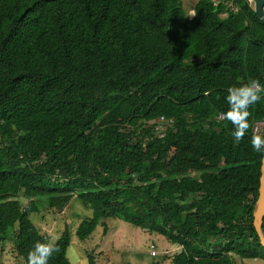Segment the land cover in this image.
Wrapping results in <instances>:
<instances>
[{
    "label": "trees",
    "instance_id": "16d2710c",
    "mask_svg": "<svg viewBox=\"0 0 264 264\" xmlns=\"http://www.w3.org/2000/svg\"><path fill=\"white\" fill-rule=\"evenodd\" d=\"M253 79L264 23L249 0H199L192 18L182 0H0V244L12 234L28 264L51 245L31 214L77 196L93 211L79 241L115 219L178 246L173 264L264 259V99L240 141L225 117L228 89ZM71 243L66 228L47 264H71Z\"/></svg>",
    "mask_w": 264,
    "mask_h": 264
},
{
    "label": "rangeland",
    "instance_id": "374dc122",
    "mask_svg": "<svg viewBox=\"0 0 264 264\" xmlns=\"http://www.w3.org/2000/svg\"><path fill=\"white\" fill-rule=\"evenodd\" d=\"M199 0H182V8L189 18L194 16V8ZM215 3L225 0H213ZM231 6V2H227ZM254 3L252 2V5ZM226 16V15H223ZM107 116L101 120L106 122ZM169 122L158 124L157 134L163 136ZM256 133L264 132V122L255 124ZM222 163L221 156H218ZM25 208L29 200L20 198ZM92 209L77 196L62 210L44 206L40 212L31 214V220L42 234L49 237L52 245L66 228L72 232V243L67 256L71 264H173V257L180 251L178 246L167 241L162 235L134 227L122 220H105L86 241H79L75 232L80 223L92 216ZM264 254V252H263ZM235 264H264V259H241L235 257ZM0 264H25L15 251L14 237L8 235L0 244Z\"/></svg>",
    "mask_w": 264,
    "mask_h": 264
},
{
    "label": "clouds",
    "instance_id": "9594fccd",
    "mask_svg": "<svg viewBox=\"0 0 264 264\" xmlns=\"http://www.w3.org/2000/svg\"><path fill=\"white\" fill-rule=\"evenodd\" d=\"M252 7L254 8L255 5L253 4ZM262 94H264V85H261L255 79L239 87L228 89L226 101L229 110L225 113V117L233 125L232 136L235 141H240L245 136L250 127L248 121L250 112L248 109L251 105L264 99ZM251 146L257 152H264V133L252 135ZM54 250L47 243L37 242L28 254V264H47L48 258Z\"/></svg>",
    "mask_w": 264,
    "mask_h": 264
},
{
    "label": "water",
    "instance_id": "95a60500",
    "mask_svg": "<svg viewBox=\"0 0 264 264\" xmlns=\"http://www.w3.org/2000/svg\"><path fill=\"white\" fill-rule=\"evenodd\" d=\"M254 10L256 15L264 23V0H254ZM253 226L260 240V245L264 248V154L261 164V177L258 189V198L253 212Z\"/></svg>",
    "mask_w": 264,
    "mask_h": 264
},
{
    "label": "built area",
    "instance_id": "2783aa9c",
    "mask_svg": "<svg viewBox=\"0 0 264 264\" xmlns=\"http://www.w3.org/2000/svg\"><path fill=\"white\" fill-rule=\"evenodd\" d=\"M249 2H250V4H252V2H254V0H249ZM221 118H224V116L222 115ZM160 121H161V122H164V121H165V118H161V119L158 121L159 124H162ZM166 122H168V121H166Z\"/></svg>",
    "mask_w": 264,
    "mask_h": 264
}]
</instances>
